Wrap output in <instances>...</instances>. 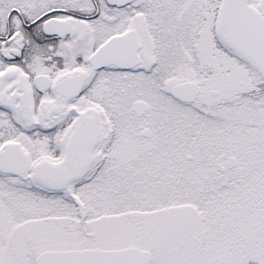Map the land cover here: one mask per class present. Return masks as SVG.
Returning a JSON list of instances; mask_svg holds the SVG:
<instances>
[{
    "label": "snow or ice",
    "instance_id": "snow-or-ice-1",
    "mask_svg": "<svg viewBox=\"0 0 264 264\" xmlns=\"http://www.w3.org/2000/svg\"><path fill=\"white\" fill-rule=\"evenodd\" d=\"M0 264H264V0H0Z\"/></svg>",
    "mask_w": 264,
    "mask_h": 264
}]
</instances>
